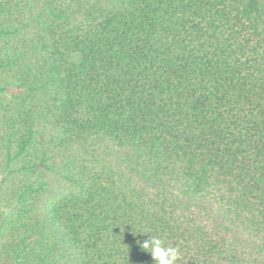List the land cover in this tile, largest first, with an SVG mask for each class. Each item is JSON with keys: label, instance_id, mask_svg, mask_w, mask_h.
<instances>
[{"label": "trees", "instance_id": "trees-1", "mask_svg": "<svg viewBox=\"0 0 264 264\" xmlns=\"http://www.w3.org/2000/svg\"><path fill=\"white\" fill-rule=\"evenodd\" d=\"M0 176V264H264V0H0Z\"/></svg>", "mask_w": 264, "mask_h": 264}, {"label": "clouds", "instance_id": "clouds-1", "mask_svg": "<svg viewBox=\"0 0 264 264\" xmlns=\"http://www.w3.org/2000/svg\"><path fill=\"white\" fill-rule=\"evenodd\" d=\"M149 234L146 232H141ZM139 247L149 253L154 264H178L180 260V249L169 246L159 235H148L147 239L138 240Z\"/></svg>", "mask_w": 264, "mask_h": 264}, {"label": "rangeland", "instance_id": "rangeland-1", "mask_svg": "<svg viewBox=\"0 0 264 264\" xmlns=\"http://www.w3.org/2000/svg\"><path fill=\"white\" fill-rule=\"evenodd\" d=\"M2 180L3 179L0 176V183ZM6 198L7 196L5 195L4 189L0 187V244H2L4 241L11 240V237L8 236V231L13 218L10 216L12 210L10 203L6 200Z\"/></svg>", "mask_w": 264, "mask_h": 264}]
</instances>
